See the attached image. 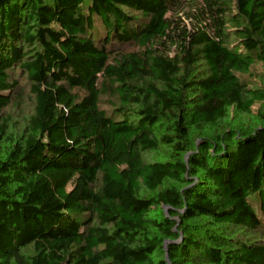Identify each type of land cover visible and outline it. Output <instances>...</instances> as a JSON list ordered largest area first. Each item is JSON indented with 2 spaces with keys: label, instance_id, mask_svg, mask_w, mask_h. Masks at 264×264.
Here are the masks:
<instances>
[{
  "label": "trees",
  "instance_id": "16d2710c",
  "mask_svg": "<svg viewBox=\"0 0 264 264\" xmlns=\"http://www.w3.org/2000/svg\"><path fill=\"white\" fill-rule=\"evenodd\" d=\"M255 63L264 0H0V264H264Z\"/></svg>",
  "mask_w": 264,
  "mask_h": 264
},
{
  "label": "rangeland",
  "instance_id": "374dc122",
  "mask_svg": "<svg viewBox=\"0 0 264 264\" xmlns=\"http://www.w3.org/2000/svg\"><path fill=\"white\" fill-rule=\"evenodd\" d=\"M130 49V48H129ZM128 49V50H129ZM18 76V74L16 75ZM240 80L244 82L248 88L254 89H263L264 90V65L262 63H255L252 67L249 75H238ZM21 84V94H19V99L14 101V106L9 107L3 111L6 117H9L11 124V131L13 134L18 135L27 122V117L33 112L34 103L33 98L31 97L29 87L25 78L19 77ZM118 101L112 98H102L101 109H104L108 113L114 112ZM261 105L256 104L252 107V116H236L233 111L230 113V120L234 123H241L245 126H252L255 123V115L257 114L258 109ZM169 156L166 150H161L153 154H145L144 161L146 163L154 162H164L168 161ZM167 213L165 208L154 211V215H161Z\"/></svg>",
  "mask_w": 264,
  "mask_h": 264
}]
</instances>
